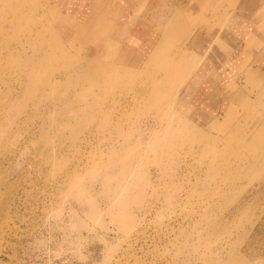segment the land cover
Here are the masks:
<instances>
[{"label":"rangeland","instance_id":"obj_1","mask_svg":"<svg viewBox=\"0 0 264 264\" xmlns=\"http://www.w3.org/2000/svg\"><path fill=\"white\" fill-rule=\"evenodd\" d=\"M172 1L0 0V264H264V82L224 71L219 115L193 96L192 35L246 0L209 28L164 26Z\"/></svg>","mask_w":264,"mask_h":264},{"label":"crops","instance_id":"obj_2","mask_svg":"<svg viewBox=\"0 0 264 264\" xmlns=\"http://www.w3.org/2000/svg\"><path fill=\"white\" fill-rule=\"evenodd\" d=\"M58 1H62V4H65V9H67L66 5L68 0ZM215 3L216 1L211 0H195L194 2L188 0L187 3L185 0H173L170 8L160 10L162 17L159 21H162V24L165 26L167 23L165 22L166 19L171 17V20L174 19V23L187 25L190 22L195 24L194 21H196L197 18H200L204 19L202 25L205 28H209L210 25L206 19L205 12L207 8H212L213 10L215 8ZM243 5L246 8L239 9L236 11L237 13H233V17L229 22V27L223 31L221 30L219 34L211 35L208 38L209 41H197L199 37L194 34L192 35L193 32H191V35L194 38V41H190L192 52L202 60L200 68V72L202 73L198 77V89L193 93V96L202 94V104L205 105L204 107L210 109L213 113L216 112L218 115L222 111V107L225 104L224 100L226 98L223 82L219 79L225 75V72L233 69L231 70L233 72L230 73L231 76V74L244 75L251 71L256 78L264 82V41H248L255 37V30H264L261 26L264 22V10L262 7V5H264V0H246V3ZM70 8L67 9L69 12H71ZM227 13L229 14L230 11L216 10L218 18L219 16L228 18ZM110 14L114 16L115 13L112 12ZM126 17L127 20L124 16L121 25L113 20L111 28L113 29V25H115L116 29L121 27L122 33L126 32V40L124 41H127V44H129L128 46H145V44H143L144 42L138 41L140 34L137 35L138 33L136 34L135 31L132 32V34L127 32L130 29V25L128 16ZM100 20H102L101 16L98 15L94 18L93 23H98ZM104 23L107 24L108 22L104 20ZM164 26H160L159 28L165 29ZM113 33L114 31L112 30L111 35ZM146 34V28L144 27V32H141V35L145 37ZM157 35L158 34L153 32L151 39L155 41L158 37ZM119 39V41H122L123 38L120 37ZM110 41L115 42L113 41V37ZM254 46L257 48L256 52H251L250 48H253ZM129 59L131 61L134 60L131 58ZM205 70L208 73L207 75H203ZM186 90L187 88L185 89V92ZM218 115H216V117Z\"/></svg>","mask_w":264,"mask_h":264},{"label":"bare ground","instance_id":"obj_3","mask_svg":"<svg viewBox=\"0 0 264 264\" xmlns=\"http://www.w3.org/2000/svg\"><path fill=\"white\" fill-rule=\"evenodd\" d=\"M9 1V3H4V7H1V9L2 10H4V8L5 7H8L11 3H12V0H8ZM19 1V0H18ZM22 10V9H21ZM20 10V11H21ZM23 12V11H22ZM18 13V12H17ZM0 20H3V12L0 10ZM91 26V25H90ZM89 26V27H90ZM3 30V29H2ZM1 30V31H2ZM107 41H109V40H107ZM113 44V43H112ZM113 45H115V44H113ZM113 47V46H112ZM114 49H115V47H114ZM12 53H14V52H12ZM12 53H10V54H12ZM13 55H10V57H12ZM14 57V56H13ZM261 130H262V132H263V129L261 128ZM259 132H261V131H259ZM259 134L260 133H258V135H257V138H256V141H258L259 139H260V136H261V134H260V136H259ZM255 141V140H254Z\"/></svg>","mask_w":264,"mask_h":264}]
</instances>
